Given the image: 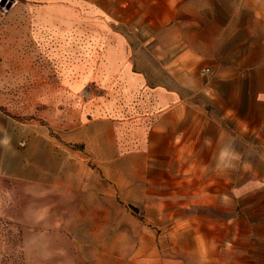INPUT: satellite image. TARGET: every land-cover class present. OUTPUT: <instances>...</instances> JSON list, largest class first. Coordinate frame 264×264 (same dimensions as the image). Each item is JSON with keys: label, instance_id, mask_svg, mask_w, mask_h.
<instances>
[{"label": "rangeland", "instance_id": "374dc122", "mask_svg": "<svg viewBox=\"0 0 264 264\" xmlns=\"http://www.w3.org/2000/svg\"><path fill=\"white\" fill-rule=\"evenodd\" d=\"M221 3L236 10L245 2ZM62 6L61 0L0 5V111L59 124L63 159L71 169L76 158L84 167L66 173L74 181L63 190L0 179V264H25L27 251L40 247L48 255H29L31 264L41 258L48 264H264V117L249 128L235 122L247 108L253 119L256 93L246 94L251 102L228 118L230 84L224 80L217 88L203 68L189 70L188 83L180 88L193 109L191 145L182 154L165 133H145L136 144L130 133L138 127L128 106L140 100L126 105L119 89H108L116 108L112 121L129 123L116 124L107 163L97 145L92 154L83 144L69 142L66 125L77 119L89 97L99 108L102 90L98 49L87 52L89 44L79 37L84 29L79 22L94 21L83 18V10ZM244 11L236 20L238 31L232 27V50L226 46L223 57L229 50L241 56L248 50L245 44L235 47L251 34L242 27L252 19ZM135 50L137 68L163 81L157 55L138 41ZM220 62L217 70L226 65L224 58ZM81 75L89 76L91 86L72 98L64 85L82 83ZM169 87L179 88L173 79ZM147 90L133 96L141 98ZM42 217L47 221L42 223Z\"/></svg>", "mask_w": 264, "mask_h": 264}, {"label": "crops", "instance_id": "0c3cea01", "mask_svg": "<svg viewBox=\"0 0 264 264\" xmlns=\"http://www.w3.org/2000/svg\"><path fill=\"white\" fill-rule=\"evenodd\" d=\"M221 2L223 0H76L72 3L61 0L65 11L76 7L86 12L83 18L94 21V24H90L91 20L79 22L84 27L79 37L89 44L84 49L87 52L95 53L98 49V88L102 90L99 108L89 97L83 109L77 110V119L66 125L71 137L69 142L83 144L85 151L92 154L96 152L93 144L97 145V152L107 154V163L110 161L111 136H114L116 124L125 127L129 123L113 122L114 117H110L116 108L113 109L112 102L108 100L107 90L116 88L126 100H122L126 105L140 100L128 106L138 127V131L130 133L136 144L143 142L139 136L145 133H165L166 136L171 135L176 149L184 154L191 145L189 117L193 109L180 87L188 83L187 75L191 73L187 72L196 67L203 68L202 71L208 69L204 74L211 75L210 82H216L217 88L224 80L227 86L230 84L225 92L230 101L226 113L228 118L240 111L243 102L253 99L258 107L253 119L251 108H247L244 118L235 116V122L239 126L245 123V128L254 127L252 121L264 117V0H240L245 3L236 10H230ZM246 8L249 12L246 14L252 19L242 27L251 34L240 45H235L236 48L244 47V44L248 47L241 56L230 51L229 45L233 39L232 27L238 31L236 20L245 14ZM135 41L157 55L163 81H154L137 68ZM226 46L230 50L223 57L222 50ZM223 58L226 65L217 70ZM221 74H224L223 78L219 77ZM80 78L82 83L70 81L64 85V91L72 98L91 86L88 75ZM171 79L178 84V89L169 87ZM143 88L148 89L143 92L145 96L136 99L134 93H140ZM81 93L79 97H82ZM252 93H256L255 99ZM246 94L252 96L251 99H246ZM60 131L59 124L42 125L35 120L13 118L0 111V179L20 182L32 189L63 190L71 187L69 184L74 179L66 173L73 168L78 171L84 167L80 166L78 158L72 169L70 163L65 162L62 153V140L65 138ZM74 156L77 157L76 154ZM40 221L44 223L47 219L42 217ZM29 251L25 264H31V254L49 253L45 247ZM39 263L48 264L49 260L41 258Z\"/></svg>", "mask_w": 264, "mask_h": 264}, {"label": "built area", "instance_id": "2783aa9c", "mask_svg": "<svg viewBox=\"0 0 264 264\" xmlns=\"http://www.w3.org/2000/svg\"><path fill=\"white\" fill-rule=\"evenodd\" d=\"M3 1H7V2H10L11 0H0V5L2 4ZM209 70L208 69H205L204 72H208Z\"/></svg>", "mask_w": 264, "mask_h": 264}]
</instances>
